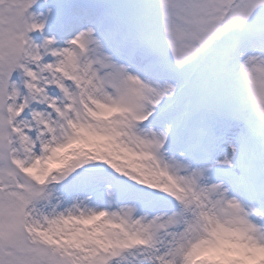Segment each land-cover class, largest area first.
Here are the masks:
<instances>
[{
    "label": "snow or ice",
    "instance_id": "1",
    "mask_svg": "<svg viewBox=\"0 0 264 264\" xmlns=\"http://www.w3.org/2000/svg\"><path fill=\"white\" fill-rule=\"evenodd\" d=\"M0 264H264V0H0Z\"/></svg>",
    "mask_w": 264,
    "mask_h": 264
}]
</instances>
